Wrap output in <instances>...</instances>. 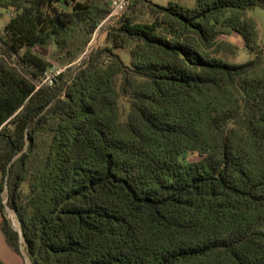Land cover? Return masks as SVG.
I'll return each instance as SVG.
<instances>
[{
	"label": "trees",
	"instance_id": "16d2710c",
	"mask_svg": "<svg viewBox=\"0 0 264 264\" xmlns=\"http://www.w3.org/2000/svg\"><path fill=\"white\" fill-rule=\"evenodd\" d=\"M109 4L0 0L7 247L29 264H264V47L249 15L264 0H135L86 54ZM234 33L252 60H226ZM50 45L66 66L43 84L35 49Z\"/></svg>",
	"mask_w": 264,
	"mask_h": 264
},
{
	"label": "rangeland",
	"instance_id": "374dc122",
	"mask_svg": "<svg viewBox=\"0 0 264 264\" xmlns=\"http://www.w3.org/2000/svg\"><path fill=\"white\" fill-rule=\"evenodd\" d=\"M154 3L167 6L170 1L173 3H178L182 6L193 8L196 5V0H152ZM249 15L256 21L258 25V44L264 47V7H253L249 11ZM9 12L0 6V30L3 29L7 21L9 20ZM122 16V15H121ZM121 16L111 17L106 19L101 26L102 29L98 30V32L94 35V38L87 50L86 54L89 53L92 49H97L99 47L105 46V33L104 29L108 27L109 23L113 20H119ZM228 40L237 46L240 47V50L236 55H226V60L231 64H243L254 58V55L248 53L243 47V41L237 34H232L228 37ZM35 51L40 54L42 57L46 58L52 65V67L56 68H64L66 66L58 57V53L53 45L36 48ZM117 53L121 56L123 61L126 64L130 63V56L127 50H118ZM84 54V55H86ZM189 160H194L193 156H188ZM10 217L13 220V224L17 228V222L14 218L13 214H10ZM23 253L25 256V251L23 249ZM0 261L4 264H29V261L24 258H20L15 255L6 245L3 235L0 232Z\"/></svg>",
	"mask_w": 264,
	"mask_h": 264
},
{
	"label": "built area",
	"instance_id": "2783aa9c",
	"mask_svg": "<svg viewBox=\"0 0 264 264\" xmlns=\"http://www.w3.org/2000/svg\"><path fill=\"white\" fill-rule=\"evenodd\" d=\"M135 0H110V13L107 17V19L111 17H118L123 15L129 8L130 6L134 3ZM65 70L64 68H56L52 67L49 69L48 72H46L43 84H52L53 80L59 76L63 71Z\"/></svg>",
	"mask_w": 264,
	"mask_h": 264
},
{
	"label": "crops",
	"instance_id": "0c3cea01",
	"mask_svg": "<svg viewBox=\"0 0 264 264\" xmlns=\"http://www.w3.org/2000/svg\"><path fill=\"white\" fill-rule=\"evenodd\" d=\"M63 7H64L65 9H68V8H69L68 6H64V5H63Z\"/></svg>",
	"mask_w": 264,
	"mask_h": 264
}]
</instances>
